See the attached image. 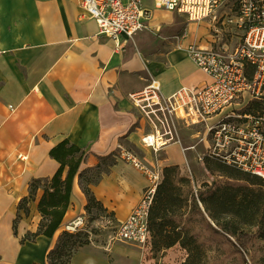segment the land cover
Here are the masks:
<instances>
[{"label": "crops", "instance_id": "obj_1", "mask_svg": "<svg viewBox=\"0 0 264 264\" xmlns=\"http://www.w3.org/2000/svg\"><path fill=\"white\" fill-rule=\"evenodd\" d=\"M142 3L150 12L147 28L116 48L113 40L98 34L96 22L83 14L79 0H0V229H7L10 244L0 247V264H47V252L64 224L84 215L87 199L79 173L96 166L101 157L117 153L120 146L157 165L161 172L187 159L190 148L183 145L178 130L190 126L182 123L177 126V142L156 153L141 145L140 136L148 129L130 95L151 78L165 95L208 82L186 47L193 42L207 46L221 36L211 35L205 22H190L155 7L153 0ZM223 28L240 31L233 24ZM65 138L84 148L86 155L74 178L61 227L53 238L38 235L21 243L27 231L37 229L42 189L29 202L28 214L20 212L14 235L17 203L28 195L32 179L55 173L59 163L49 149ZM147 183L144 171L116 155L114 164L89 188L118 224L137 204ZM165 261L166 256L157 260L152 249L123 242H87L70 258V264Z\"/></svg>", "mask_w": 264, "mask_h": 264}, {"label": "built area", "instance_id": "obj_2", "mask_svg": "<svg viewBox=\"0 0 264 264\" xmlns=\"http://www.w3.org/2000/svg\"><path fill=\"white\" fill-rule=\"evenodd\" d=\"M83 14L92 18L98 34L119 48L124 40L147 28L149 10L142 0H79ZM155 7L183 15L188 21L205 22L211 35L229 24L240 29L237 44L230 47L214 37L207 46L186 47L193 63L209 77L200 86H182L162 93L151 78L130 95L147 131L140 143L156 153L177 142V126L202 124L208 157L264 179V0H153ZM219 39V40H218ZM116 155L144 171L148 183L128 216L117 224L115 239L140 248L152 247L148 216L155 190L162 180L160 168L145 163L120 146ZM85 229V215L64 224L63 230Z\"/></svg>", "mask_w": 264, "mask_h": 264}, {"label": "rangeland", "instance_id": "obj_3", "mask_svg": "<svg viewBox=\"0 0 264 264\" xmlns=\"http://www.w3.org/2000/svg\"><path fill=\"white\" fill-rule=\"evenodd\" d=\"M236 30L230 32L222 27L219 43L226 42L230 47L236 45L241 35V32ZM178 132L183 145L190 148L187 150L190 152L187 159L179 165V175L186 177L188 181L178 180L176 175L172 177L173 197L180 206L174 205V210L169 212L167 217L176 224L175 231H181L183 241L193 250L194 264H242L228 240L222 236L211 235L192 206V195H196L198 190L214 188L218 184L226 186V191H229L226 193L235 195V202L208 196L210 207L207 212L212 213L219 221L231 219L239 230L255 235V239L245 246V254L249 264H264V179L235 168L218 169V161L199 159V155L205 153V144L201 141L202 124L180 126ZM204 163L208 165L211 173L204 167ZM95 174L96 171H90L85 173V177L91 178ZM220 195L221 193L218 194ZM196 200L198 207L204 210V205L198 198ZM207 212L205 210V213ZM84 215L85 229L79 232L78 239L100 245L120 242L115 239L117 223L102 208L98 205H91L89 208L84 206ZM208 219L210 220V217ZM6 230L4 226L0 229V247L3 249L10 246L7 243ZM166 230L172 231L169 226ZM161 239L159 234L152 232L151 249L156 259L166 256L164 264H182L188 254L187 248L182 247L179 242L166 248L162 247V242L154 245L153 241ZM231 239L234 240L233 237Z\"/></svg>", "mask_w": 264, "mask_h": 264}, {"label": "trees", "instance_id": "obj_4", "mask_svg": "<svg viewBox=\"0 0 264 264\" xmlns=\"http://www.w3.org/2000/svg\"><path fill=\"white\" fill-rule=\"evenodd\" d=\"M49 155L59 163L57 170L51 177L32 179L29 183L28 195L22 197L17 203V212L12 220V230L14 235L17 234V223L21 218L20 212L23 211L25 214H28L29 202L34 200L38 188L42 189V193L37 201V210L40 214L37 229L33 232L27 231L20 238L19 241L21 243L26 240L34 241L38 235L53 238L59 230L66 210L70 204V195L74 178L77 175L78 167L81 161L86 155V151L84 148L77 146L65 138L49 149ZM115 158L116 152H113L109 155L101 157L96 166L87 168L79 173V177H81L82 180V191L87 199L85 207L89 208L91 205H98L102 208L91 193L89 184L96 182L103 174H105L109 170L110 166L114 164ZM203 158L208 161H218L208 157ZM204 164V167L208 169V172H210L208 165L206 163ZM224 167L234 169L233 167L227 166L221 162L217 164L218 169ZM90 171H96L95 176L86 178L85 173ZM179 171L180 167L177 164L162 168V180L156 187L153 203L148 216V222L151 231L159 234L162 238L161 241H153L154 245H159L162 242V247L166 248L172 246L176 242H179L182 247L187 248L188 253L182 264H194L193 250L188 247L187 242L183 241L181 231H175L176 224L173 223L170 217H167L168 213L174 210V205L180 206V203H176L173 197L174 186L172 183V177L176 175L178 176V180L188 181L186 177L179 175ZM226 192H229L226 191V186L220 184H218V186L215 185L214 188L208 187L204 190H198L196 195H192V206L211 235L226 238L241 263L249 264L244 249L245 246L250 244L255 239V235L247 231L239 230L231 219L219 221L212 213L207 212L210 207L208 196L209 198L217 196L216 199H225L233 203L235 202V195L228 194ZM219 193H221L220 196H218ZM197 198L204 205V210H201L198 207ZM205 210L207 213H205ZM209 217L210 220L208 219ZM167 226H169L172 231H167ZM79 232L69 233L63 230L59 234L55 245L47 252V264H56V261L58 264H70L72 254L80 246L87 243L86 241L78 239L80 235ZM231 237H233L234 240H232Z\"/></svg>", "mask_w": 264, "mask_h": 264}]
</instances>
